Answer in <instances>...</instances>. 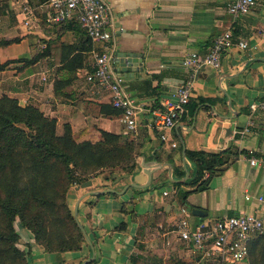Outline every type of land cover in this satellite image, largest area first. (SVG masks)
Wrapping results in <instances>:
<instances>
[{
	"label": "crops",
	"instance_id": "crops-1",
	"mask_svg": "<svg viewBox=\"0 0 264 264\" xmlns=\"http://www.w3.org/2000/svg\"><path fill=\"white\" fill-rule=\"evenodd\" d=\"M23 1L0 0V38H17L0 45L5 56L0 63L6 61L0 69V94L16 98L19 104H32L54 117L59 131L62 123H68L77 140L95 141L99 129L127 133L137 148L135 172L143 157L168 162L170 174L174 166L185 168L188 175L191 166L182 156V147L227 149L226 160L213 173H203V177L208 176L206 187L187 194L183 206L189 220L261 212L256 196H264V167L250 165L248 157L264 159V111L251 112L248 105L264 99V0H254L253 6L239 16L226 10L231 0H104L110 9L114 55L119 50L140 55L139 67L126 70L115 61L113 65L129 96L140 105L132 134L125 130L118 114L99 112L100 103H109L108 93L85 79L94 42L84 41L85 35L74 20L48 22L40 7L39 11L32 9L24 25L20 11ZM226 29L234 39H244L247 48L223 49L218 68L203 65L191 74L182 64L183 53H204L213 37ZM11 44L21 47L20 54H4ZM186 79L191 80L190 104L198 98L203 100L194 109L185 105L169 130V140L176 143L171 147L159 140L150 124V109L162 106ZM244 126L246 130L239 132ZM127 174L117 180L107 179L106 187L115 189L114 193L89 192L105 188L96 187L102 184L98 174L88 178L89 186L81 187L82 181L68 185L65 203L72 217L75 208L73 219L83 228V233L80 231L85 242L79 249L45 250L32 242L28 230L15 229L30 243L25 247L27 263L77 264L93 254L90 264H131V256L142 258L154 238L160 239L163 250L161 253V248H154L158 258L163 257L156 264L168 263L167 250L178 259L185 256L187 249L173 225L182 204L175 201L173 186L162 182L168 180L165 166L152 173L148 186H130L119 193L122 185L131 181L132 174ZM245 194L249 195L247 199ZM191 207L200 208L204 214L192 215Z\"/></svg>",
	"mask_w": 264,
	"mask_h": 264
},
{
	"label": "trees",
	"instance_id": "trees-1",
	"mask_svg": "<svg viewBox=\"0 0 264 264\" xmlns=\"http://www.w3.org/2000/svg\"><path fill=\"white\" fill-rule=\"evenodd\" d=\"M44 1L27 0L36 11H39V5ZM73 23L78 25L77 22ZM80 30L82 31L81 28ZM82 33L84 34L83 31ZM16 40V37L0 38V45ZM84 41L90 43L86 35ZM5 63L6 61L0 63V69ZM202 100L198 98L191 104L188 100L186 105L190 104L191 109H194ZM99 112L118 114L119 110L106 102L99 104ZM136 151V144L127 133L99 129L97 140H77L65 122L61 125V131L57 132L54 117L44 114L32 104H19L16 98L2 93L0 264H28L24 251L16 245L18 233L13 227L15 218L31 232L35 242L49 250L72 249L79 240H84L70 208L65 203L68 185L79 176L76 171L82 174L79 176L82 181L88 179L86 173L98 167L118 164L123 167V173L133 174ZM226 152L227 149H184V157L191 166L187 177L182 181H162L173 186L175 201L184 205L190 191L204 189L208 176L203 177V173H213L226 160ZM167 159L170 160V156ZM111 173L113 171L107 177L110 181L114 179ZM183 174L184 169L172 167V178H180ZM183 186H188L189 189ZM121 210H124L123 205ZM91 262L93 259L85 264ZM58 263L65 264L61 261ZM247 264H264V234L256 235L250 240Z\"/></svg>",
	"mask_w": 264,
	"mask_h": 264
},
{
	"label": "built area",
	"instance_id": "built-area-1",
	"mask_svg": "<svg viewBox=\"0 0 264 264\" xmlns=\"http://www.w3.org/2000/svg\"><path fill=\"white\" fill-rule=\"evenodd\" d=\"M254 0H231L226 10L233 16L246 13ZM39 7L48 22L61 23L74 20L84 34L94 42L91 47V68L85 79L94 83L108 93L109 103L119 110L118 119L125 130L134 133L136 114L140 105L129 96L122 83L120 73L114 69L113 29L109 20L110 9L104 0H45ZM32 7L24 0L20 5L23 13L22 22L28 24L27 15L32 14ZM236 46L247 48L244 39H234L229 29L215 35L209 48L204 53L188 50L183 53L182 64L191 74L203 65L218 68L220 52ZM191 80H183L172 91V97L165 99L162 106L150 109L151 122L160 141L175 146L169 140V130L182 115L190 98ZM249 111H264V99L253 101L248 105ZM251 121L248 122L250 124ZM246 126L239 132H244ZM251 152V151H249ZM250 165L261 164L264 159L254 155L248 157ZM163 194L167 192L162 191ZM249 195L245 194L247 199ZM262 210L256 212H239L214 219H199L191 222L188 210L183 205L178 207V216L174 220V231L187 249V254L172 263L160 264H247L250 240L264 234V196L257 195Z\"/></svg>",
	"mask_w": 264,
	"mask_h": 264
},
{
	"label": "water",
	"instance_id": "water-1",
	"mask_svg": "<svg viewBox=\"0 0 264 264\" xmlns=\"http://www.w3.org/2000/svg\"><path fill=\"white\" fill-rule=\"evenodd\" d=\"M115 56L116 57H115L114 61L117 62L120 67H123L126 70H130L131 66L139 67V65H138V62L140 61V59H138V57H140L139 53H133L130 51H120L119 50V51L115 52ZM181 153L183 156L184 155L183 147H182ZM139 165H140V169L137 172L132 174L131 181L124 183L122 185V189H120L117 192L121 193V192H123V190L125 188L130 187V186L136 187V188H142V187L148 186V184L150 183V180H151L152 173L162 166H165L166 171H167V178L171 182L182 181L187 177V171L184 168L185 173L181 178H179V179L172 178L171 174H170V164L168 162L156 161L153 159L143 160V157H142ZM127 175H128L127 173H122L120 176L115 174V173H111V177H114L113 180H117L119 177H127ZM90 184H91V180L86 179V180L82 181L79 185L81 187H85V186H88ZM113 191H115V189H113L111 187H105L103 189L91 190L89 192L92 194H102L104 192H113ZM190 213L192 215L202 216L204 214V211L198 207H191ZM75 215H76V211L74 208V211H73V217L74 218H75ZM77 226H78L79 230H81L83 233L82 226L79 223H77ZM85 238L88 241V238L86 235H85ZM92 258H93V254H91L89 257L81 260L77 264H85L86 262L90 261Z\"/></svg>",
	"mask_w": 264,
	"mask_h": 264
},
{
	"label": "rangeland",
	"instance_id": "rangeland-1",
	"mask_svg": "<svg viewBox=\"0 0 264 264\" xmlns=\"http://www.w3.org/2000/svg\"><path fill=\"white\" fill-rule=\"evenodd\" d=\"M20 49H21L20 46L11 44L8 48L4 49V54H6V56L20 54V53H17V52H20ZM1 54H2V52H0V60H1L2 57H5L4 55L2 56ZM56 131L57 132H60L61 130L59 131L58 128H56ZM110 171H113V173H115V174H121V173L124 172V169H123V167L122 168L120 167V164L115 165V166H111V167H107V166H105V167H98L97 169H95V170H93L91 172H88L85 175L88 178H93L97 174L100 175L99 177L101 179L102 184H97L96 187H99V186L106 187L107 186V177H110ZM76 175H79L80 176L82 174L80 172H78V170H77L76 171ZM79 176L76 177V179L74 180V182L82 181V179H80ZM156 219H157L156 217H153L152 218L153 221H156ZM150 221H151V219H150ZM13 227H14V229H17V230H19L20 227L23 228V229H25V230H28L27 228L23 227L20 224V222H19V220L17 218H15L13 220ZM32 242H34V243L40 245L42 248H44L41 244H39V243H37V242L34 241L33 236H32ZM84 242H85L84 240H79L78 243L75 245V247L72 248V249H54V250L55 251H61V250L79 249L80 247L84 246ZM29 244L30 243H28L25 239H23L22 237H20L18 235V240H17L16 245H17V247L19 249H21V250L24 251L25 255H26V250H27V249H25V247L28 246ZM154 248H161L160 249V252L161 253L163 252L160 239H158V238H154L153 239V241L150 244V246H148L147 249L144 251V254L142 255V258L131 256V264H156V262L158 261V259L159 258L162 259L163 257L160 256L158 258L157 254L155 252L156 249L154 250ZM44 249L45 250H49V249H46V248H44ZM165 252H166L165 253V255H166L165 256V260L168 263H172V262L178 260V258L176 257V255H175V253L173 251H170L168 253V250H167ZM85 254H88V251L85 250Z\"/></svg>",
	"mask_w": 264,
	"mask_h": 264
}]
</instances>
